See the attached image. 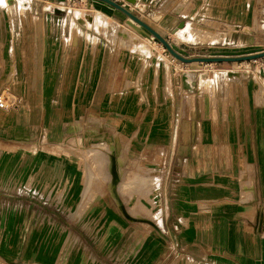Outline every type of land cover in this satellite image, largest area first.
<instances>
[{
    "label": "crops",
    "instance_id": "1",
    "mask_svg": "<svg viewBox=\"0 0 264 264\" xmlns=\"http://www.w3.org/2000/svg\"><path fill=\"white\" fill-rule=\"evenodd\" d=\"M117 1L164 37L230 26L246 37L255 14L254 0ZM57 2L27 0L25 15L19 0H0V229L27 245L20 258L264 264V57L237 72L221 62L211 76L193 66L170 75L149 54L94 36L97 24H134L98 0L89 36L70 45ZM258 45L248 54L264 51V38ZM103 125L106 171L102 154H89Z\"/></svg>",
    "mask_w": 264,
    "mask_h": 264
},
{
    "label": "rangeland",
    "instance_id": "2",
    "mask_svg": "<svg viewBox=\"0 0 264 264\" xmlns=\"http://www.w3.org/2000/svg\"><path fill=\"white\" fill-rule=\"evenodd\" d=\"M27 0H25L26 2ZM61 2L55 3L56 9H58L61 13V16L69 13V22L72 24V28L74 29L75 36L74 40L73 38L70 40V45H74L75 43H78L77 41H83L86 39V36H89L88 30L84 31L83 28L85 29L86 27H90L88 24V16L90 14H95L97 16V13L99 10H102L103 8L102 4L96 2L94 3V0H60ZM261 0H254V19H252L249 22V28L246 37H242L243 41L241 40L239 33H235V28L230 26L228 31H224L221 28L218 29L217 31H220L221 34L217 35L216 33L214 34H209V35H200L196 37H189V36H174L173 34H168V37H165L168 42L171 44L174 50H176L179 54H181L184 57H201V56H237V55H245L248 54L249 52H253L258 49V47H261L258 45V42L261 40V38H264V36L261 37V34L264 33V4L263 6L261 4H258ZM20 7L21 11L25 14L28 15L31 13V9L28 8V5H22L20 0ZM50 6L49 3L45 4V8H48ZM101 7V8H100ZM259 12V15H258ZM87 14V15H86ZM262 14V16L260 15ZM103 15V14H102ZM156 15H159L156 13ZM72 16V18H71ZM95 16V18H96ZM30 17V16H29ZM74 17H77V19L86 24H79ZM104 18V16H103ZM145 20L148 22L150 20V16L145 15L143 17ZM142 19L143 21H145ZM132 21V20H131ZM146 22V21H145ZM133 26L128 27L126 25L124 26H112V32H107L105 29L108 28V26H102L96 25L97 31L99 34H94L97 35V38L103 39L104 42L108 43H114L118 45L119 47H125L127 49H134L138 52H144L146 54L150 55V59L154 58L152 60V63L156 64L157 62H163L165 64L164 67H166L167 71L169 72L170 75H174L175 72L180 71V69L183 67V72L185 67H195L198 69L199 73H208L209 76L213 74L212 67H222L223 64H214V63H203V62H192L191 64H182L181 61L175 59L165 48L164 46L157 40L155 39L150 33H148L146 30H144L142 27L137 25L135 22L132 21ZM147 23V22H146ZM150 25V24H149ZM155 25V24H154ZM151 26V25H150ZM92 27V26H91ZM79 28V32H78ZM155 29V28H154ZM244 31V30H243ZM78 32V33H77ZM122 32L126 33V38H123L117 33ZM162 35V34H161ZM124 36V35H123ZM163 36V35H162ZM104 37L106 39H104ZM108 39V40H107ZM95 40V39H94ZM133 40L134 45H133ZM102 41V40H99ZM184 41V42H182ZM189 43H195V44H189ZM191 45V46H188ZM137 45L139 47H137ZM146 48V50L143 49V47ZM141 48V49H140ZM157 58V60H156ZM161 59V60H158ZM240 63L242 65L246 64V61H239V62H234L235 68H232L235 72L239 71ZM221 65V66H219ZM231 66L232 64H225ZM239 66V67H238ZM172 67V68H171ZM243 69V68H242ZM156 72L161 71V64H158L156 67ZM232 70H227V73L229 75H237L236 73ZM182 71V69H181ZM78 127H76L77 129ZM107 130V131H106ZM103 132H107L106 136L103 139L102 146L99 147V151H92L89 153V150H94V146L90 147L88 145V150L87 154L89 153L93 157L100 155L99 153L102 154L104 158V163L102 164L104 170L106 171L108 167V161H109V156H111L110 152V137L108 135V128H106L103 125ZM109 137V138H108ZM79 141V140H78ZM84 149L85 147L82 146L80 151H82L84 154ZM123 154V153H122ZM88 156V155H87ZM94 167V165H92ZM142 168L139 165H136V173L141 172ZM93 184L92 181H87V186H91ZM140 187L142 186V182H139ZM137 186V185H136ZM153 187L154 182L150 183V185ZM95 197L94 196H88V204L90 201L93 203ZM59 229H49L50 233H55ZM78 230V229H75ZM14 229H0V264H63V260L61 259H55V260H46V259H39L38 261H31V260H22L20 258V255H22V251L27 245H20V244H15L13 243L14 237H12L14 234L13 233ZM38 250L39 247H42L39 252V255H41L45 252L44 246L45 244H36L35 245ZM60 246V244L58 245Z\"/></svg>",
    "mask_w": 264,
    "mask_h": 264
},
{
    "label": "water",
    "instance_id": "3",
    "mask_svg": "<svg viewBox=\"0 0 264 264\" xmlns=\"http://www.w3.org/2000/svg\"><path fill=\"white\" fill-rule=\"evenodd\" d=\"M103 3H106L115 9L124 13L130 20L135 22L137 25L142 27L148 33H150L155 39H157L164 48L177 60L183 63H192V62H203V63H221V62H239V61H249L255 60L264 57V51L237 55V56H201V57H184L179 54L176 50L173 49L168 40L162 36L156 29L150 26L148 23L143 21L138 15L133 13L130 9L126 8L120 4L117 0H98ZM129 3H135V0H125Z\"/></svg>",
    "mask_w": 264,
    "mask_h": 264
},
{
    "label": "bare ground",
    "instance_id": "4",
    "mask_svg": "<svg viewBox=\"0 0 264 264\" xmlns=\"http://www.w3.org/2000/svg\"><path fill=\"white\" fill-rule=\"evenodd\" d=\"M20 2H21L22 5H26L25 0H20ZM157 16H158V15H157ZM157 16H156V17H157ZM104 19H105V18H104ZM102 23H103V22H102ZM107 26H108V25H107ZM108 27H109V26H108ZM121 33H122V32H121ZM125 34H126V33H125ZM123 35H124V33H123ZM124 37H125V35H124ZM133 41H135V40H133ZM133 44H135V43H133ZM137 47H139V46L137 45ZM140 47H143V49H145L144 46H140ZM140 49H141V48H140ZM186 73H187V72H186ZM186 73H185V74H186ZM188 74H189V73H188ZM185 76H187V75H185ZM208 78H209V76H208ZM184 80H185V79H184ZM185 82H186V80H185ZM189 84H191V83H189ZM189 86H190V85H189ZM190 87H191V86H190Z\"/></svg>",
    "mask_w": 264,
    "mask_h": 264
}]
</instances>
